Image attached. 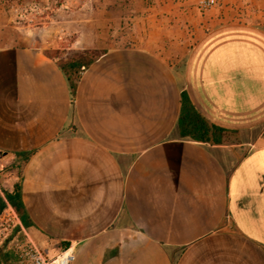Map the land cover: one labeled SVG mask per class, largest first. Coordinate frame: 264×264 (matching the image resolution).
Instances as JSON below:
<instances>
[{"label": "crops", "instance_id": "0c3cea01", "mask_svg": "<svg viewBox=\"0 0 264 264\" xmlns=\"http://www.w3.org/2000/svg\"><path fill=\"white\" fill-rule=\"evenodd\" d=\"M34 2L12 25L27 6L0 0V153L29 238L72 264H264V0ZM84 49L104 51L73 93L49 52ZM183 91L236 137L181 136Z\"/></svg>", "mask_w": 264, "mask_h": 264}, {"label": "trees", "instance_id": "16d2710c", "mask_svg": "<svg viewBox=\"0 0 264 264\" xmlns=\"http://www.w3.org/2000/svg\"><path fill=\"white\" fill-rule=\"evenodd\" d=\"M102 53L103 50L98 49L75 50L71 55H66L64 59L59 60V65L65 72L73 93H75L82 72ZM178 129L183 137H190L193 140L211 144H222L226 139L231 140L233 137H236L233 131L209 121L196 108L186 91H183L181 96ZM6 197L7 201L16 210L23 224L26 227H30L32 224L28 220V215L20 194L18 192L14 194L9 193ZM5 204L4 199L0 196V211L5 207ZM65 247L67 246L64 244L62 248ZM6 256L3 248H0V258L6 259Z\"/></svg>", "mask_w": 264, "mask_h": 264}, {"label": "rangeland", "instance_id": "374dc122", "mask_svg": "<svg viewBox=\"0 0 264 264\" xmlns=\"http://www.w3.org/2000/svg\"><path fill=\"white\" fill-rule=\"evenodd\" d=\"M8 1L9 4H15L16 8H18L20 5L22 6H27L26 7V11L24 10V12L26 13V16L24 15H20L17 14V10L14 12V16L11 19V24L12 25H18L19 22L18 21H32V14L36 11L39 10L38 7L36 5H33L34 0H5ZM31 2V3H30ZM5 7V6H4ZM32 8V9H31ZM9 9H13L12 6L9 7ZM11 32V37L13 36V34L15 32H17L16 29H14L13 27L10 30ZM74 34H68L66 35L68 38L73 37ZM13 39V38H12ZM98 50H103L104 49H98ZM52 56H58L59 60H62L65 58L66 55H71L73 53V51H70L66 54V50H53L49 52ZM0 158H1V164L4 166L5 172L4 175L0 181V185H1V190H0V196L4 199L5 201V207L0 211V248H3V252H5V255H7L4 258H0V262L1 264H11L12 263V258L13 255L12 253L6 248L7 245H9L11 242H9L10 240L8 238L10 237L11 233H15L18 229V225H17V212L14 209V207L7 201V194H9V183L8 180H11V177L9 176V169L11 168L12 164L9 162V160H4L3 159V154L0 153ZM7 180V181H6ZM11 207H10V205ZM20 238H26L28 236V234L23 230L20 231V234L18 235ZM28 238V237H27ZM33 241V240H32ZM34 242V241H33ZM35 243V242H34ZM38 244L39 247L42 248H46V245H39L38 242H36ZM48 248V256H53L55 254H57L59 252V250H52L51 246H47ZM10 254V255H8ZM9 256V257H8Z\"/></svg>", "mask_w": 264, "mask_h": 264}, {"label": "built area", "instance_id": "2783aa9c", "mask_svg": "<svg viewBox=\"0 0 264 264\" xmlns=\"http://www.w3.org/2000/svg\"><path fill=\"white\" fill-rule=\"evenodd\" d=\"M199 7L202 10H208L217 5L218 0H198ZM5 169L1 164L0 158V181L4 175ZM1 190V185H0ZM17 225L18 229L13 234H10L11 238H8L11 242L6 248L12 253V263L11 264H72L75 258L74 248L72 246H67L62 248L57 254L53 256H48V249L39 247L34 243L29 236L26 238H20L18 235L20 231L24 228L20 223L18 216Z\"/></svg>", "mask_w": 264, "mask_h": 264}]
</instances>
